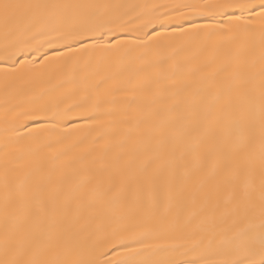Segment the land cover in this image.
I'll return each mask as SVG.
<instances>
[{
    "label": "snow or ice",
    "instance_id": "obj_1",
    "mask_svg": "<svg viewBox=\"0 0 264 264\" xmlns=\"http://www.w3.org/2000/svg\"><path fill=\"white\" fill-rule=\"evenodd\" d=\"M0 82V264H264V0H0Z\"/></svg>",
    "mask_w": 264,
    "mask_h": 264
},
{
    "label": "bare ground",
    "instance_id": "obj_2",
    "mask_svg": "<svg viewBox=\"0 0 264 264\" xmlns=\"http://www.w3.org/2000/svg\"><path fill=\"white\" fill-rule=\"evenodd\" d=\"M69 2H73V3H84V4H88V3H103V4H109V5H118V6H144V5H160V4H169V3H179V2H183V0H69ZM116 11H129V12H138L141 11V8L139 7H121L116 9ZM196 23L198 24H203L206 23V21L203 20H196ZM185 27H187V25H185ZM160 31H163V29H157ZM118 39H124V37H117ZM134 39V38H133ZM55 47V46H54ZM60 52H63L64 49H58ZM142 50H138L137 53H134V56H138L140 54ZM54 53L52 51L48 52L49 56H52ZM207 53L205 54L204 57H201V59H205L207 57ZM27 59H32L31 56L26 57ZM39 59L36 60V63H39ZM38 87H43V85H40ZM120 95L122 96H127L129 98V100L132 99V93L128 92V93H120ZM4 102V91H3V84L2 82H0V105H2ZM83 121L80 120H75V123L79 124L82 123ZM28 127H34V125L29 124ZM106 141L101 140V141H97L95 147L97 152H101L103 151L104 145H105ZM91 141H89L88 144H84L80 146L79 150L82 149H86L90 146ZM0 193H2V187H0ZM0 226H2V221H0Z\"/></svg>",
    "mask_w": 264,
    "mask_h": 264
}]
</instances>
